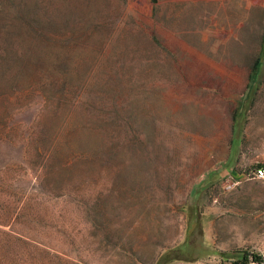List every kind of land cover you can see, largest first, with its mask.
<instances>
[{"label": "rangeland", "instance_id": "374dc122", "mask_svg": "<svg viewBox=\"0 0 264 264\" xmlns=\"http://www.w3.org/2000/svg\"><path fill=\"white\" fill-rule=\"evenodd\" d=\"M35 4L26 18L77 23V39L51 46L16 22L0 30V218L16 214L14 229L58 256L14 264L264 257L259 7L232 21L229 56L245 84L232 114V73L208 69L210 59H228L224 47L212 54L209 39L195 54L153 38V0Z\"/></svg>", "mask_w": 264, "mask_h": 264}, {"label": "crops", "instance_id": "0c3cea01", "mask_svg": "<svg viewBox=\"0 0 264 264\" xmlns=\"http://www.w3.org/2000/svg\"><path fill=\"white\" fill-rule=\"evenodd\" d=\"M250 6L259 7L260 16L264 14L262 0L255 4L241 2L240 0H153V20L155 24L153 38L157 40L163 38L179 40L180 43L184 42L185 46L195 54L205 52L204 48L207 46V40L209 39H211L209 46L212 54L215 53V47H224L223 54H227L228 59L223 61L212 58L209 61L212 66L209 65L208 69L211 72L224 71L229 74L232 73V114L237 107L238 93L245 88L242 80L244 73L230 59V56H232V21H244L236 17L240 9H247ZM244 15L243 17L246 18L247 15ZM219 26L221 31H219ZM217 40H219L218 43ZM180 43L179 45H181ZM161 44L168 48L165 42H161ZM176 46V42L169 44V49ZM260 49L264 57V35L262 36ZM215 77L216 75L213 74V78ZM227 77H221L219 80L223 81ZM219 80L216 83L217 85L226 86L224 82L219 83Z\"/></svg>", "mask_w": 264, "mask_h": 264}, {"label": "trees", "instance_id": "16d2710c", "mask_svg": "<svg viewBox=\"0 0 264 264\" xmlns=\"http://www.w3.org/2000/svg\"><path fill=\"white\" fill-rule=\"evenodd\" d=\"M31 2L35 4V0H0V30L10 32L7 28L18 23L19 27L27 30L28 34H33L30 35L32 38L38 39L44 45L51 46L58 44L59 37L66 34H69L73 40L77 39V23L72 26L68 25L72 22L57 24L53 19H49L45 13L41 14V17L37 13H31L30 17L26 18L30 12L28 8L31 7L32 9L34 6ZM36 6L42 10L40 6ZM70 43L73 44L74 41ZM256 65L255 60L250 69L253 70ZM30 79L28 83H30ZM4 95V93H0V96ZM5 215L9 217V213L6 212ZM15 215L10 216L8 220L0 218V264H14L18 260H26L29 257H34V255L58 257L56 253L51 254L49 252L48 246L42 240L32 238L25 232L14 229L13 225L18 218ZM247 257L240 258V264H247ZM253 261L256 264H262L264 257L254 256Z\"/></svg>", "mask_w": 264, "mask_h": 264}, {"label": "built area", "instance_id": "2783aa9c", "mask_svg": "<svg viewBox=\"0 0 264 264\" xmlns=\"http://www.w3.org/2000/svg\"><path fill=\"white\" fill-rule=\"evenodd\" d=\"M255 175L257 178H263L264 177V168L256 169Z\"/></svg>", "mask_w": 264, "mask_h": 264}]
</instances>
